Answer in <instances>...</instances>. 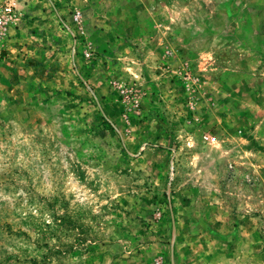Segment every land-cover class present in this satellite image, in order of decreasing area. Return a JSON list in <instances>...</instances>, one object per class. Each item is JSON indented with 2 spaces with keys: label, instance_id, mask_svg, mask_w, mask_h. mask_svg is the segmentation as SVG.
I'll return each mask as SVG.
<instances>
[{
  "label": "rangeland",
  "instance_id": "rangeland-1",
  "mask_svg": "<svg viewBox=\"0 0 264 264\" xmlns=\"http://www.w3.org/2000/svg\"><path fill=\"white\" fill-rule=\"evenodd\" d=\"M0 264H264V0H0Z\"/></svg>",
  "mask_w": 264,
  "mask_h": 264
},
{
  "label": "built area",
  "instance_id": "built-area-1",
  "mask_svg": "<svg viewBox=\"0 0 264 264\" xmlns=\"http://www.w3.org/2000/svg\"><path fill=\"white\" fill-rule=\"evenodd\" d=\"M17 19L16 10L12 3L7 1L0 4V33Z\"/></svg>",
  "mask_w": 264,
  "mask_h": 264
}]
</instances>
